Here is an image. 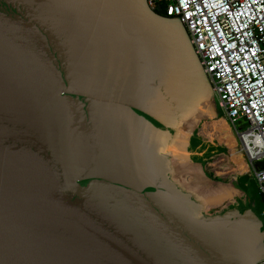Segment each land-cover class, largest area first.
I'll use <instances>...</instances> for the list:
<instances>
[{
	"label": "water",
	"instance_id": "water-1",
	"mask_svg": "<svg viewBox=\"0 0 264 264\" xmlns=\"http://www.w3.org/2000/svg\"><path fill=\"white\" fill-rule=\"evenodd\" d=\"M264 202L179 18L0 0V264H257Z\"/></svg>",
	"mask_w": 264,
	"mask_h": 264
},
{
	"label": "built area",
	"instance_id": "built-area-1",
	"mask_svg": "<svg viewBox=\"0 0 264 264\" xmlns=\"http://www.w3.org/2000/svg\"><path fill=\"white\" fill-rule=\"evenodd\" d=\"M147 5L185 27L264 200V0H147ZM240 120L244 128L236 126Z\"/></svg>",
	"mask_w": 264,
	"mask_h": 264
},
{
	"label": "rangeland",
	"instance_id": "rangeland-1",
	"mask_svg": "<svg viewBox=\"0 0 264 264\" xmlns=\"http://www.w3.org/2000/svg\"><path fill=\"white\" fill-rule=\"evenodd\" d=\"M214 95H215V94H214ZM215 98H216V100H217L216 95H215ZM217 102H218V101H217ZM220 108H221V107H220ZM221 111H222V113H223V109H222V108H221ZM223 115H224V113H223ZM228 126H229V125H228ZM236 126H237L238 128H244V127H245V123L242 122V120H240L239 122L236 123ZM229 128H230V126H229ZM230 130H231V133H232V135H233V137H234V139H235V141H236V144L239 146V142H238V140L236 139V137L234 136V134H233L231 128H230ZM243 158H244V156H243ZM244 161H245V158H244ZM245 163H246V161H245ZM250 175H251L252 180H253V182H254V184H255V186H256V189H257V191H258L257 182H256V180L254 179L252 173H250ZM258 193H259V191H258Z\"/></svg>",
	"mask_w": 264,
	"mask_h": 264
},
{
	"label": "trees",
	"instance_id": "trees-1",
	"mask_svg": "<svg viewBox=\"0 0 264 264\" xmlns=\"http://www.w3.org/2000/svg\"><path fill=\"white\" fill-rule=\"evenodd\" d=\"M155 12H156L157 14H159V15L165 16L164 12H163L161 9H159V10H155ZM259 195H260V194H259ZM260 196H261V195H260ZM261 198H262V196H261ZM262 200H263V198H262ZM263 202H264V200H263Z\"/></svg>",
	"mask_w": 264,
	"mask_h": 264
},
{
	"label": "bare ground",
	"instance_id": "bare-ground-1",
	"mask_svg": "<svg viewBox=\"0 0 264 264\" xmlns=\"http://www.w3.org/2000/svg\"><path fill=\"white\" fill-rule=\"evenodd\" d=\"M228 124V123H227ZM229 125V124H228ZM235 136V135H234ZM243 142H246V140L245 141H243ZM238 146V145H237ZM238 148H239V146H238ZM240 150V149H239ZM240 153H241V155H242V157H243V154H242V152L240 151ZM244 159V158H243ZM245 162V161H244ZM246 164V163H245ZM247 166V165H246Z\"/></svg>",
	"mask_w": 264,
	"mask_h": 264
}]
</instances>
